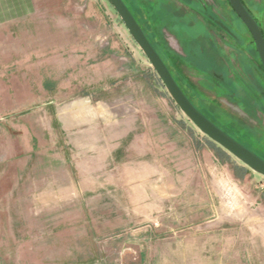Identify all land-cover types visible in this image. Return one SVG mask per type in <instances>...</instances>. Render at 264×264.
<instances>
[{
	"label": "rangeland",
	"instance_id": "374dc122",
	"mask_svg": "<svg viewBox=\"0 0 264 264\" xmlns=\"http://www.w3.org/2000/svg\"><path fill=\"white\" fill-rule=\"evenodd\" d=\"M124 1L263 160L264 72L228 0ZM240 1L264 37V0ZM27 2L37 41L0 50V264H264L263 177L180 112L109 2Z\"/></svg>",
	"mask_w": 264,
	"mask_h": 264
},
{
	"label": "water",
	"instance_id": "95a60500",
	"mask_svg": "<svg viewBox=\"0 0 264 264\" xmlns=\"http://www.w3.org/2000/svg\"><path fill=\"white\" fill-rule=\"evenodd\" d=\"M119 16L122 25L125 26L132 40L142 51L148 60L151 68L156 73L161 84L169 94L170 98L175 102L180 112L190 121V123L208 140L216 144L218 147L229 153L244 167L253 173L263 177L264 179V160L254 153H251L244 146L236 142L234 139L225 134L212 122H210L202 113H200L184 95L174 78L170 74L166 65L160 56L154 50L148 39L145 37L140 26L124 4L122 0H107ZM232 11L238 20L242 22L249 32L255 48L257 50L260 62L264 69V37L260 28L256 24L250 14L243 7L240 0H228Z\"/></svg>",
	"mask_w": 264,
	"mask_h": 264
},
{
	"label": "crops",
	"instance_id": "0c3cea01",
	"mask_svg": "<svg viewBox=\"0 0 264 264\" xmlns=\"http://www.w3.org/2000/svg\"><path fill=\"white\" fill-rule=\"evenodd\" d=\"M12 1L0 0V50L4 51L14 50V44L22 45L28 40L34 42L35 37L30 36L39 34L43 27L38 26L39 22L30 21L39 17L36 16L37 14L35 15V11L29 9L27 0H17L19 10L16 11L13 10ZM14 19L21 21L14 23ZM12 58L13 56H11Z\"/></svg>",
	"mask_w": 264,
	"mask_h": 264
},
{
	"label": "trees",
	"instance_id": "16d2710c",
	"mask_svg": "<svg viewBox=\"0 0 264 264\" xmlns=\"http://www.w3.org/2000/svg\"><path fill=\"white\" fill-rule=\"evenodd\" d=\"M123 2H124V4L126 5V7L128 8V10L130 11V8L128 7V5H127V3L124 1V0H122ZM242 3V2H241ZM248 12V11H247ZM130 13L132 14V12L130 11ZM249 13V12H248ZM235 14V13H234ZM250 14V13H249ZM133 16V15H132ZM251 16V15H250ZM134 17V16H133ZM135 19V18H134ZM136 20V19H135ZM252 20H254V19H252ZM137 22V21H136ZM138 23V22H137ZM138 25H139V23H138ZM140 26V25H139ZM140 28H141V26H140ZM142 29V28H141ZM143 33H144V31H143ZM261 33H263L262 31H261ZM144 35H145V37L147 36L145 33H144ZM147 39H148V41L150 42V44L152 45V47L154 48V50L157 52V54L160 56V58L162 59V57H161V55L158 53V51L156 50V48L154 47V45L152 44V42L150 41V39L148 38V37H146ZM253 41V40H252ZM163 60V59H162ZM163 63L166 65V63H165V61L163 60ZM261 63V62H260ZM166 67H167V69H169L168 68V66L166 65ZM259 67L262 69V71L264 72V69H263V66H262V64H260L259 65ZM174 78V77H173ZM175 80V79H174ZM175 82L177 83V81L175 80ZM177 85H178V83H177ZM179 86V85H178ZM179 88H180V86H179ZM183 93H184V91H182ZM184 95L187 97V99L189 100V102H191V100L189 99V97L184 93ZM192 104H193V106L200 112V113H202L197 107H196V105H194V103L193 102H191ZM203 114V113H202ZM262 159V158H261ZM264 160V159H263Z\"/></svg>",
	"mask_w": 264,
	"mask_h": 264
}]
</instances>
